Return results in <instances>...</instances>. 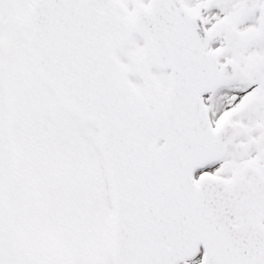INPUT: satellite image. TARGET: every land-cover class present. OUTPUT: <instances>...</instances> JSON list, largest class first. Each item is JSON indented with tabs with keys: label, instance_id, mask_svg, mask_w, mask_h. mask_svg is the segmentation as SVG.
Returning <instances> with one entry per match:
<instances>
[{
	"label": "snow or ice",
	"instance_id": "6c2138e0",
	"mask_svg": "<svg viewBox=\"0 0 264 264\" xmlns=\"http://www.w3.org/2000/svg\"><path fill=\"white\" fill-rule=\"evenodd\" d=\"M0 264H264V0H0Z\"/></svg>",
	"mask_w": 264,
	"mask_h": 264
}]
</instances>
